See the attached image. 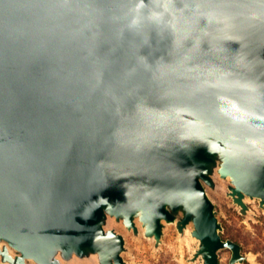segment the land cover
<instances>
[{
    "label": "water",
    "instance_id": "water-1",
    "mask_svg": "<svg viewBox=\"0 0 264 264\" xmlns=\"http://www.w3.org/2000/svg\"><path fill=\"white\" fill-rule=\"evenodd\" d=\"M221 150L234 193L264 198V0H0V236L20 264L55 243L124 264L107 206L157 236L184 206L207 264L241 258L200 178Z\"/></svg>",
    "mask_w": 264,
    "mask_h": 264
},
{
    "label": "rangeland",
    "instance_id": "rangeland-1",
    "mask_svg": "<svg viewBox=\"0 0 264 264\" xmlns=\"http://www.w3.org/2000/svg\"><path fill=\"white\" fill-rule=\"evenodd\" d=\"M211 160L205 164L200 177L206 192L214 204L220 228L225 240L238 235L241 239V258L233 259L230 247L218 250L219 264H264L263 252H256L264 246V198L234 193L232 176H223L220 168L224 162V151L211 153ZM186 209L184 206L174 211L173 220L162 219L160 235L148 232L147 223L142 220V211L135 213L134 224L129 225L125 216H117L107 206L101 220L103 228L122 235L124 242L120 248L124 264H207L200 252L203 241L196 235L198 231L191 219L182 224ZM0 263L20 264L22 253L0 236ZM49 264H115L110 256L104 261L101 249L89 246L81 248L55 243L43 249ZM25 264H45L35 257H26Z\"/></svg>",
    "mask_w": 264,
    "mask_h": 264
},
{
    "label": "trees",
    "instance_id": "trees-1",
    "mask_svg": "<svg viewBox=\"0 0 264 264\" xmlns=\"http://www.w3.org/2000/svg\"><path fill=\"white\" fill-rule=\"evenodd\" d=\"M222 235V237H223V234H221ZM223 239H225L224 237H223ZM231 240H233V241H235V242H237L238 244H240V246H241V239L239 238V236L238 235H233L232 236V238H231ZM263 252L264 251V246H259L258 248H257V250H256V252ZM263 255H264V252H263ZM263 259V263H264V258H262ZM246 264H249L248 262H246Z\"/></svg>",
    "mask_w": 264,
    "mask_h": 264
}]
</instances>
